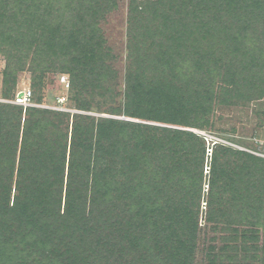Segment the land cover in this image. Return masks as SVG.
<instances>
[{
    "label": "trees",
    "instance_id": "16d2710c",
    "mask_svg": "<svg viewBox=\"0 0 264 264\" xmlns=\"http://www.w3.org/2000/svg\"><path fill=\"white\" fill-rule=\"evenodd\" d=\"M117 1L0 0V47L10 66L5 97L15 95L18 69L28 65L36 103L44 102L51 73L60 72L69 75L70 101L81 110L93 109L95 93H107L124 96L107 113L207 128L214 84L193 85L185 68L192 66V75L216 72L243 88L238 96L257 97L252 104L264 118L259 56L250 60L259 73L248 78L237 75L239 60L229 54L210 63L195 29L179 17L199 13L206 0L193 8L180 0H130L125 89L118 92L99 28ZM215 1L237 7L233 18L249 29L264 20V0ZM205 158V139L190 130L0 100V247L19 251H10L17 264H44L53 250H64L62 264H197L205 198L206 226L215 234L208 264H237L239 250L243 261L264 264V156L217 143L207 193ZM9 229L16 235L7 236Z\"/></svg>",
    "mask_w": 264,
    "mask_h": 264
},
{
    "label": "rangeland",
    "instance_id": "374dc122",
    "mask_svg": "<svg viewBox=\"0 0 264 264\" xmlns=\"http://www.w3.org/2000/svg\"><path fill=\"white\" fill-rule=\"evenodd\" d=\"M180 2L188 4L190 8H193V4L191 3L198 4V0H180ZM129 8L130 0H118L117 4L112 6V10L106 12L104 16L101 17L99 22L100 37L104 39V43L101 48L104 51H107L106 57L112 60L111 64L118 73V84L116 86L117 91L120 93H122L125 89L124 77L127 70ZM197 8L200 12L198 13L197 10H190V12H193L194 14L188 16V19L185 18L183 13L182 15H179V17H181L186 23L190 24L189 26L191 28L195 29L193 36H197L199 39V53L204 54L207 57L210 54V63L213 64L217 63L218 57H223L227 60L226 55L229 54L228 57L230 60H239L238 64L236 63L237 67L235 65L233 68L240 69L239 72H242V74L237 75L241 76V78H248L253 74L259 73L257 72L260 70V67H258L259 65H251L250 60L254 54H257L260 61L264 63V29L262 28L264 27V20L261 21V23L255 22L254 27L249 29V23H247V21L246 23L238 24L237 20L239 19L233 18L236 17L237 11H240L237 7H233V4L231 7H225V5L222 4L221 8L219 2H216L215 0H213V2H209V0H206L204 4L197 6ZM262 17L264 18V13H262ZM242 25L245 26L242 27ZM249 34L250 39H248ZM4 49L5 47H0V100L4 102L25 107V105L17 103L16 98L18 95L21 97L28 96L30 99H28L30 102L29 105H45L58 108L62 111H69L71 113L81 112L96 117H112L169 128H179L193 131L202 136L206 142V158L204 166V190L206 193L208 191L207 180L212 160L211 153H213V149L217 143L231 145L235 148L264 156V118L262 116L260 117L259 114L256 113L258 106L252 104L258 98L255 97L252 100L248 95L244 97L238 96V94L242 92L243 88H238L236 91V89L231 87L230 84L223 82V76L218 75L216 72H214V76L212 73L210 74L206 71L192 75L195 73L196 68L192 66H185V68L189 70L187 74L188 78L190 79L191 77H194V81L190 80L194 83L193 85L198 87V83L202 84V87H198L199 89H205L211 81L214 84L212 90L213 94L208 101V105L211 109V115L208 117V120L211 124L207 128H191L187 126L160 123L152 120L130 118L124 116L123 114L117 115L107 113L108 108H110L112 104L120 106L119 104L122 103L121 100H123L124 97L119 96V100H117V98L112 100L107 93L106 96L105 93H95L89 98L93 109L81 110L70 101L69 75L60 72L51 73L50 79L43 90L44 102L42 104L38 102L36 103L33 99V72L28 65L25 69H18V90L15 95L10 98L5 97V73L7 70L10 71V66L8 64V51H5ZM231 53L234 54L233 57ZM13 60L16 63L18 62L17 59ZM191 63V61L186 62V65H191ZM242 67L245 69L244 71H241ZM233 68L232 70H234ZM206 69L208 70V68ZM247 70L249 71L248 73ZM263 72L264 71H260L262 76H264ZM63 77H65V80H62ZM245 94L246 92L243 93V95ZM56 97H59V103L55 105ZM97 104L100 105V110L95 109L98 108ZM237 140L243 143H240ZM205 215L206 199L203 198L199 218V224L203 230L200 234L199 246L197 249V264H208V260L206 259L207 248L212 242V237L215 236L211 229L206 226ZM244 222L245 220L243 223ZM4 233H6L7 236L15 234L12 229H9ZM216 237H218V235ZM221 237L222 236H219V238ZM220 240L221 239L215 242L217 246L221 245ZM263 242L264 236L261 240V244L259 245V250L262 249ZM10 251L18 255L21 254L19 251L14 250L11 247H0V254L6 252L5 254L0 255V264H17L19 262L18 255H15L13 259L10 258L12 257ZM60 252L65 254L64 250H61ZM61 253L56 254V250H53L49 255L46 254V257L43 259L44 264H62L61 260L64 259V257L61 256ZM244 253V250H239L238 257L236 259L237 264H246L247 262L248 264H259V260H257L256 257H254V260L251 256H249L247 260L245 259V261H243L242 254ZM262 254L263 252L259 251L260 257H262ZM260 264H263V262H260Z\"/></svg>",
    "mask_w": 264,
    "mask_h": 264
},
{
    "label": "built area",
    "instance_id": "2783aa9c",
    "mask_svg": "<svg viewBox=\"0 0 264 264\" xmlns=\"http://www.w3.org/2000/svg\"><path fill=\"white\" fill-rule=\"evenodd\" d=\"M62 80H65V77H63ZM28 99H29L28 96L21 97L18 95L16 98V102L27 106L30 104V102H29L30 99L29 100Z\"/></svg>",
    "mask_w": 264,
    "mask_h": 264
},
{
    "label": "bare ground",
    "instance_id": "6f19581e",
    "mask_svg": "<svg viewBox=\"0 0 264 264\" xmlns=\"http://www.w3.org/2000/svg\"><path fill=\"white\" fill-rule=\"evenodd\" d=\"M212 154V153H211Z\"/></svg>",
    "mask_w": 264,
    "mask_h": 264
}]
</instances>
